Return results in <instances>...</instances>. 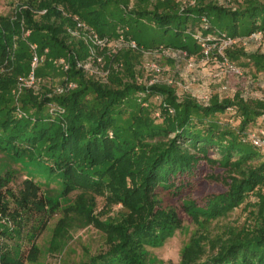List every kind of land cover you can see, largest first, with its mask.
I'll use <instances>...</instances> for the list:
<instances>
[{
    "label": "trees",
    "instance_id": "1",
    "mask_svg": "<svg viewBox=\"0 0 264 264\" xmlns=\"http://www.w3.org/2000/svg\"><path fill=\"white\" fill-rule=\"evenodd\" d=\"M76 18L101 36L135 38L138 52L97 49L99 62L72 33ZM146 30L161 37L162 44L150 50L173 48L192 56L202 47L195 38L199 31L215 38L213 50L221 54L223 35L245 41L262 32L264 38V0H39L0 15V264L34 261L48 209L71 195L75 205L59 221L52 244L72 228L94 226L105 234L108 250L84 264H150L148 247L162 246L185 226L166 197L178 198L198 230L179 264H264V150L250 140L264 128V97L234 91L203 100L180 96L175 85L142 81L143 46L136 36ZM31 43L40 54L48 49L36 69L41 82L18 92L19 78L31 72ZM224 55L239 68L244 60L256 75L264 73L261 49L248 52L236 44ZM61 58L68 69L55 63ZM56 73L63 76L59 85L51 83ZM68 82L76 88L67 89ZM202 161L223 170L208 178L227 189L200 205L192 192ZM15 166L30 175L18 192L10 187ZM42 184L47 189L41 193ZM99 197L104 209H121L102 219ZM243 205L245 221L220 223L215 235L211 225Z\"/></svg>",
    "mask_w": 264,
    "mask_h": 264
},
{
    "label": "rangeland",
    "instance_id": "2",
    "mask_svg": "<svg viewBox=\"0 0 264 264\" xmlns=\"http://www.w3.org/2000/svg\"><path fill=\"white\" fill-rule=\"evenodd\" d=\"M39 0H0V15L8 16L17 5L26 3L37 4ZM190 3L191 0H186ZM193 1V0H192ZM224 4H228L230 0H219ZM234 1V0H233ZM116 22L115 19H113ZM117 23V32L120 30ZM131 33V32H130ZM160 36L153 31H145L144 34L136 36L143 47H140L141 60L138 61V67L142 69L141 79L144 82L158 81L162 83H170L175 85L178 94L183 96L184 93H192L198 99L204 94L219 93L220 95H232L234 91L242 92L246 97H264V73L256 75L248 65H245L244 60L237 63L244 70L242 75H235L232 70L221 61L222 57L217 50H213L209 59L203 57L202 47L192 56H188L185 51L176 50L173 48H164L159 51L150 50L149 48L162 44ZM243 38V37H242ZM238 37V46H244L248 52H254L258 49L264 51V38L262 40H243ZM135 41V38H133ZM132 39V41H133ZM136 42V41H135ZM214 47V46H213ZM132 48V47H131ZM134 49V48H132ZM136 50V49H134ZM156 50V49H155ZM138 52V50H136ZM214 53V55H212ZM219 57V58H217ZM51 79L47 78V83ZM63 80L61 74L52 75L51 83L59 85ZM44 82V80H42ZM226 87V88H225ZM152 105L156 110L159 106V100L152 99ZM154 112V110H153ZM155 114V112H154ZM155 115H158L156 113ZM226 117H224V121ZM234 123L237 124L236 120ZM255 129L254 131H256ZM258 132V131H257ZM216 157V156H214ZM18 173L10 187L18 192L24 186V181L30 176L26 170L19 169L15 166ZM211 174L217 176L223 175V170L219 168H211L204 166V161L201 162L199 178L201 181L195 190L192 192V198L200 205L205 203V200L212 196L224 193L227 189L226 185L216 180L208 178ZM36 180L40 178L35 176ZM56 184L52 183L50 188H55ZM47 189L46 185H41V193ZM70 198L59 199V204L54 209L49 208L48 213L51 217L41 234L38 236L35 247L38 250L34 261L27 260L26 264H84L91 261L92 258L105 253L108 250L106 236L103 232L94 226H82L80 228H72L62 238L56 239V245H53L55 229L61 219L66 214L67 209L75 205V195ZM168 203L175 205L184 220V228L176 232L160 247H148L150 264H179L180 256L183 248L195 236L196 225L183 211L182 205L178 198H168ZM251 200V199H250ZM252 200H255L252 197ZM251 200V201H252ZM105 201L102 197L98 198V212L102 219H107L108 216H114L121 206H114L113 209H104ZM244 205L236 209L229 218L224 221L213 223V233L215 235L220 231L222 224L239 222L243 223L247 217V212L243 210ZM104 209V210H103ZM202 228L199 230L201 231ZM210 230V229H209ZM26 249V254H29L28 244L22 243Z\"/></svg>",
    "mask_w": 264,
    "mask_h": 264
},
{
    "label": "built area",
    "instance_id": "3",
    "mask_svg": "<svg viewBox=\"0 0 264 264\" xmlns=\"http://www.w3.org/2000/svg\"><path fill=\"white\" fill-rule=\"evenodd\" d=\"M20 9L22 8L19 6ZM24 7V6H23ZM1 11V10H0ZM45 11H43L44 13ZM203 25L206 28L207 27V19L203 18ZM76 30L72 31L74 35H79L81 38H83L86 43L89 46L90 53L94 57H97V60L100 62L102 61V58L97 56L98 52L97 49H104L106 47L112 48L114 50L121 49L123 47H132L134 49H139L138 44L135 41L128 40L126 36L121 33L116 39H110L108 37L101 36L98 32L95 31V29L91 28L89 25H87L85 22L81 21L80 19L76 18ZM31 34V31L28 30L26 33V36L28 37ZM253 38L255 40H262L263 34L262 32H255L252 34ZM195 38L197 41L201 44L203 47V52L205 54L204 58L209 59L211 52L213 51V48H217L216 44H212L211 42L215 40L213 37H205L202 35L201 32L195 33ZM238 44L237 39H233L230 37H227L226 35H223L220 39V46L218 47V51L221 53L222 56V62L224 65L228 66L230 70L235 73V75H242L243 71L237 67L236 65L232 64L224 55V49ZM214 46V47H213ZM31 51H32V59H31V72L29 75L25 77L19 78L18 81V92L22 91L24 88H30L35 87L41 82V79L37 77L36 75V69L44 62L46 54H48V49L44 52V54L39 53V48L36 43H31ZM55 63L61 64L64 69L69 68V62L61 58L59 60H56ZM79 67L82 66L81 63L78 64ZM1 73V71H0ZM158 81H151V84L156 83ZM172 84V81L170 83ZM67 89H74L76 88V84L74 82H68L66 84ZM226 88V87H225ZM61 91V89H59ZM209 98V94H204L201 96V99L207 100ZM250 140L252 143L261 149L264 150V128L260 129L259 132H254L250 134Z\"/></svg>",
    "mask_w": 264,
    "mask_h": 264
}]
</instances>
